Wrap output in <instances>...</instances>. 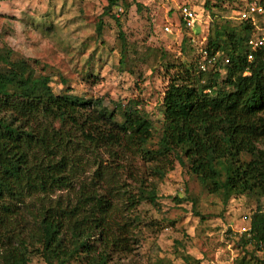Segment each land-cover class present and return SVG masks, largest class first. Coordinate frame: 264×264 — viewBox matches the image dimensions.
I'll use <instances>...</instances> for the list:
<instances>
[{
  "label": "trees",
  "instance_id": "1",
  "mask_svg": "<svg viewBox=\"0 0 264 264\" xmlns=\"http://www.w3.org/2000/svg\"><path fill=\"white\" fill-rule=\"evenodd\" d=\"M237 21L220 36L210 19L206 51L220 54L215 67L201 72L197 57L170 80L155 149L140 102L118 114L102 99L55 94L36 61L0 68V264H30L34 256L47 264H113L131 255L137 210L158 206V182L177 162L226 204L256 199L239 244L264 250V62L249 46L262 34L252 21ZM60 191L75 202L50 199ZM29 199L38 207L31 210Z\"/></svg>",
  "mask_w": 264,
  "mask_h": 264
},
{
  "label": "rangeland",
  "instance_id": "2",
  "mask_svg": "<svg viewBox=\"0 0 264 264\" xmlns=\"http://www.w3.org/2000/svg\"><path fill=\"white\" fill-rule=\"evenodd\" d=\"M254 3L264 5V0H116L113 6L110 0H8L0 4V68L36 61L55 94L102 99L118 114L130 101L140 102L155 128L150 145L155 149L164 122V92L181 65L195 64L210 19L223 36V26H239L238 13ZM183 6L198 13L193 30L179 24ZM258 29L264 34V17ZM119 166L124 173L125 164ZM158 196V206L143 203L137 210L133 253L113 264H264V250L239 244L250 230L255 198L234 196L226 204L178 162L158 182ZM59 198L75 202L70 191L50 196ZM35 201L27 200L31 210L38 207ZM30 264L47 263L34 256Z\"/></svg>",
  "mask_w": 264,
  "mask_h": 264
},
{
  "label": "built area",
  "instance_id": "3",
  "mask_svg": "<svg viewBox=\"0 0 264 264\" xmlns=\"http://www.w3.org/2000/svg\"><path fill=\"white\" fill-rule=\"evenodd\" d=\"M180 21L179 24L181 28L185 30H193L198 21L199 16L196 10L188 6H183L179 9ZM258 17H264V7L256 3L248 5V7L241 11L238 19L241 21H252L253 24L258 28ZM209 27V25H208ZM167 32L170 31L169 27L165 29ZM260 30V29H259ZM261 31V30H260ZM207 40V39H206ZM206 44V43H205ZM250 50L252 52L262 51L263 52V62H264V34L262 36H256L249 42ZM200 57L198 62L201 72H208L212 67H215L220 59V54H217L213 57H209L208 52L206 51V45L201 49L200 54L197 56ZM249 60H253V54L249 56ZM228 63V61H226ZM264 211V204H263Z\"/></svg>",
  "mask_w": 264,
  "mask_h": 264
}]
</instances>
